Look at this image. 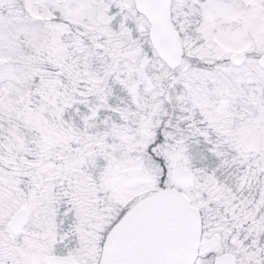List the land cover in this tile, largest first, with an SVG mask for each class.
<instances>
[{
	"label": "snow or ice",
	"instance_id": "6c2138e0",
	"mask_svg": "<svg viewBox=\"0 0 264 264\" xmlns=\"http://www.w3.org/2000/svg\"><path fill=\"white\" fill-rule=\"evenodd\" d=\"M0 264H264V0H0Z\"/></svg>",
	"mask_w": 264,
	"mask_h": 264
}]
</instances>
